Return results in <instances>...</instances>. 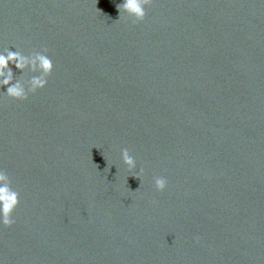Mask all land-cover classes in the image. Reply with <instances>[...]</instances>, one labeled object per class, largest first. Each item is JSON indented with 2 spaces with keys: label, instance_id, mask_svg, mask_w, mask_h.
I'll list each match as a JSON object with an SVG mask.
<instances>
[{
  "label": "water",
  "instance_id": "1",
  "mask_svg": "<svg viewBox=\"0 0 264 264\" xmlns=\"http://www.w3.org/2000/svg\"><path fill=\"white\" fill-rule=\"evenodd\" d=\"M120 2L0 0V50L53 63L26 100L0 96L19 193L0 260L264 264V0H152L137 23Z\"/></svg>",
  "mask_w": 264,
  "mask_h": 264
},
{
  "label": "clouds",
  "instance_id": "2",
  "mask_svg": "<svg viewBox=\"0 0 264 264\" xmlns=\"http://www.w3.org/2000/svg\"><path fill=\"white\" fill-rule=\"evenodd\" d=\"M151 3L152 0H121L116 5L118 20L127 19L132 23L142 21L146 15L145 8ZM10 65L20 73L18 77H14ZM52 71L53 63L46 49L23 54L5 47L0 50V88L4 89L0 96L17 101L26 100L29 94L46 86ZM120 161L130 173L137 168L135 159L126 148L120 150ZM142 175L143 169L140 168L131 176L140 181ZM166 186L167 180L163 176L153 177L152 187L157 193L163 192ZM18 203L19 193L12 188L8 174L0 169V228H10L15 223L13 214ZM199 241V236L193 237L194 244ZM0 264H3V260H0Z\"/></svg>",
  "mask_w": 264,
  "mask_h": 264
}]
</instances>
